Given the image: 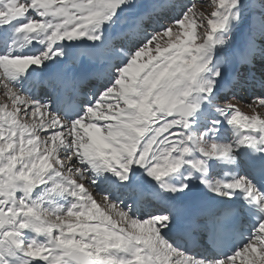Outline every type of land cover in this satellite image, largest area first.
Instances as JSON below:
<instances>
[{
	"label": "snow or ice",
	"instance_id": "obj_1",
	"mask_svg": "<svg viewBox=\"0 0 264 264\" xmlns=\"http://www.w3.org/2000/svg\"><path fill=\"white\" fill-rule=\"evenodd\" d=\"M176 7L163 0H0V26L19 21L0 49L7 98L0 103V264H236L241 256L242 264H264V112L257 111L264 109V0H211L210 14L198 17L190 4L157 26ZM246 9L259 11L249 17L243 45L230 49V26ZM81 39L96 46L90 56L107 60L110 83L72 119L11 83L62 58V42ZM33 42L41 50L23 52ZM65 70L72 77L90 71L84 64ZM234 86L253 90L251 114L221 96ZM198 112L203 129L194 127ZM221 121L233 127L230 142L217 139ZM243 152L255 175L206 178L210 166L238 167ZM137 168L175 203L142 218L108 195L97 203L96 175L125 183ZM182 168L183 179L171 182ZM197 179L229 206L208 212L181 200ZM234 195L244 203L232 202ZM245 211L257 221L252 233L221 258H197L165 239L174 230L203 232L197 221L206 217L227 227Z\"/></svg>",
	"mask_w": 264,
	"mask_h": 264
},
{
	"label": "bare ground",
	"instance_id": "obj_2",
	"mask_svg": "<svg viewBox=\"0 0 264 264\" xmlns=\"http://www.w3.org/2000/svg\"><path fill=\"white\" fill-rule=\"evenodd\" d=\"M258 11H259L258 9H254V14L258 13ZM158 21H160V19H158ZM14 22L15 21H13L12 24L8 25L7 28L5 27V25L0 26V41L6 40V38H8L12 35V31L14 29ZM246 35L247 34H245L243 36V38H242V40H240L239 44L237 43L238 44L237 48H239L240 44L242 42H244ZM60 47L62 48V51L64 53L62 58L58 57L53 61L46 62L43 67L38 68L37 70H32L30 72H26V73H31V75L36 74V75L40 76L41 78L44 77L45 80L49 81V83H48L49 89H54V88L64 89L66 86L72 85L73 83L81 80V78L85 76V75H83L80 77H72L65 70V67H71L72 66L75 68V67H79V64H85V65L88 63L90 65L92 63L100 64L101 61H105V60H101L97 57L90 56L89 53H94V52H93V50H91V48H89L90 46H88L87 44H85V45L81 44L79 46H71V47H65V46H60ZM41 48H42V46L36 45L35 42H33L32 45H28L27 47H25L23 49V52L31 53V52H35L36 50L39 51V50H41ZM5 49H7V44L5 45ZM96 50H97V48H96ZM96 50H95V52H96ZM75 61H78L79 64L73 63ZM106 63H108L107 60H106ZM96 78H98V77H94V79H96ZM30 81H31V79H30ZM11 83L13 84L14 87H16L20 91V88H18L17 80L12 81ZM33 84L37 88H39V87L42 88V86H43L42 82H33ZM1 89L2 88H0V92H3V90L1 91ZM33 101H36L40 104H46V103H44V101H37V100H33ZM49 107H50V110H52L50 105H49ZM44 133H45V131L41 130V134H44ZM233 139H234V134L231 135V138L228 140L231 141ZM221 142H224V141H221ZM244 153L245 152H243V154ZM237 157H240L242 159L241 155H238ZM228 167H229V169H228ZM222 168H223V170H227V171H225V173H229L230 177L225 176L228 179L232 178L233 173H235L236 175H241L242 168L244 169V167H236L235 169H233L232 167L225 166V165H222ZM212 170H216V165H213L211 167V169L208 170L206 178L214 179L209 174ZM183 172H184V169L182 168L180 170V172H178L177 174H174L173 177L171 178V182L178 183L181 179H183V176L181 175V173H183ZM104 176H105V178H107L106 181L104 182V186H103L104 190H109V189L114 190V189H117L118 187H120V192H113L116 194V197H118L122 194L123 195L125 194V193H121V192L123 191V186H127V185H133L136 189H140V194H143V192H147L148 190H150V191H153V190L156 191L157 190L159 192L156 183L154 181H152L150 178H148L144 174V171L142 169L137 168L135 174L129 176L128 181L125 183H121L117 177H115L114 175H111L109 173H104ZM98 177H100V176L99 175L95 176V178L97 180H99ZM121 184H123V186ZM97 190L100 191L99 187H95L94 192ZM192 193H194V194H192ZM111 195H114V194H111ZM129 195L130 194H128V196ZM177 195H179V194H177ZM159 196H165L167 198H170V201H168L166 203H168L170 206L173 205V201L171 200V199H173V197L171 196V194H168V193L161 194L159 192ZM136 198H137V196H134L133 199L129 200L130 203L133 202ZM179 198L181 200L189 203V204H191L192 200H194V202L197 203L202 210L208 211V212H214L220 207H228L229 206V202L227 201V198L218 197L214 193L208 191V189L205 188L204 185L199 183L198 179L191 185V193H189V195H187V196H180ZM236 201H239V197L234 195L232 197V202H236ZM65 202H63V199H62L61 203H65ZM140 202H142V201H139V203ZM209 207H211L212 210L209 209ZM135 213H137V212L135 211ZM137 216H138V214H137ZM206 219H207V217L204 219L198 220V221L201 222V221H205ZM204 227H205V224H204ZM28 235L31 238L32 234L28 233ZM38 238L41 240L43 239L42 236L38 237ZM13 259H15V258H13ZM16 261H17V264H20V261L18 259ZM236 264H237V262H236Z\"/></svg>",
	"mask_w": 264,
	"mask_h": 264
},
{
	"label": "rangeland",
	"instance_id": "obj_3",
	"mask_svg": "<svg viewBox=\"0 0 264 264\" xmlns=\"http://www.w3.org/2000/svg\"><path fill=\"white\" fill-rule=\"evenodd\" d=\"M183 1H186L188 4L186 6H183L182 5V10L184 7H187L188 5L192 4V5H195V11L197 13V17L199 16L200 13H204L205 16L209 15L210 12L212 11V8L209 7V5L211 4V0H182ZM173 3H176V2H173ZM254 9H246L245 12H244V19L242 22H240L239 24L235 25V26H230L231 27V33H232V42H231V46H230V49H235L237 43L242 40L243 38V35L246 34V30L248 28V22H249V17L251 16V14L253 13ZM179 14V12H178ZM159 19V17H158ZM198 22V21H197ZM105 29H107V25L105 26ZM107 33V32H106ZM184 38V37H182ZM167 42H168V38L165 37L160 43L164 46L167 45ZM196 43L199 42V39H197L195 41ZM235 42V43H234ZM85 45V44H89L90 42L87 40V39H81V40H77V41H66V42H62L60 46H65V47H71V46H79V45ZM155 42L152 44V45H149V49H151V52H150V55H155ZM237 48V47H236ZM148 59V56H143L141 58L142 61H147ZM44 65H42L41 67H43ZM40 67V68H41ZM35 68V66H34ZM38 69V68H37ZM37 69H33V70H37ZM30 70V69H29ZM32 71V70H31ZM30 72V71H28ZM3 89H1L2 91ZM253 97V96H252ZM254 98V97H253ZM253 98L250 99V100H244L242 102H237L235 99H230L228 100V102H231L233 103L237 108H239L243 113H246V114H251V109L248 107L249 104L252 103L253 101ZM7 98L3 95V92H0V103L4 102ZM257 111H262L264 112V109H257ZM21 117L23 118V112H21ZM30 120V118H28ZM103 130V129H102ZM44 134H41V136H44ZM227 143V142H225ZM136 172V169H134L133 171H131L129 173V176L135 174ZM100 177H98V179H100L101 177H105L104 174L102 175H99ZM95 178V177H94ZM96 179V178H95ZM107 179V178H106ZM97 179H96V184H94L93 189H92V193H93V196L94 198L96 199V201L98 202V204L101 203L102 199H98L99 196L101 197V195H99L101 193V190H97L94 192V189L95 187H99L98 184H97ZM87 186V185H86ZM104 186V184H103ZM111 190V189H109ZM39 191V190H37ZM113 191V190H112ZM99 192V193H98ZM37 193H34V195H36ZM114 194V196H116L115 193H112ZM17 195H19V193H17ZM123 195V194H122ZM120 195V196H122ZM62 202V198L60 200ZM65 202V201H63ZM66 203V202H65ZM102 206V205H101ZM237 264H242L243 262V256L241 257H238L237 260H236Z\"/></svg>",
	"mask_w": 264,
	"mask_h": 264
}]
</instances>
